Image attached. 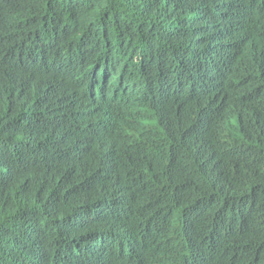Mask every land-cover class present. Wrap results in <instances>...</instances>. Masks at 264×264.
Masks as SVG:
<instances>
[{"label":"trees","instance_id":"1","mask_svg":"<svg viewBox=\"0 0 264 264\" xmlns=\"http://www.w3.org/2000/svg\"><path fill=\"white\" fill-rule=\"evenodd\" d=\"M0 264H264V0H0Z\"/></svg>","mask_w":264,"mask_h":264}]
</instances>
